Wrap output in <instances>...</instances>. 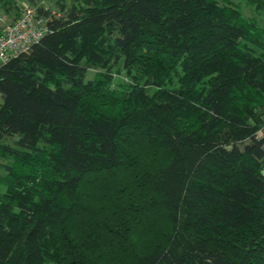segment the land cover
<instances>
[{"label":"trees","instance_id":"16d2710c","mask_svg":"<svg viewBox=\"0 0 264 264\" xmlns=\"http://www.w3.org/2000/svg\"><path fill=\"white\" fill-rule=\"evenodd\" d=\"M67 1L0 64V264H264L261 19Z\"/></svg>","mask_w":264,"mask_h":264},{"label":"built area","instance_id":"2783aa9c","mask_svg":"<svg viewBox=\"0 0 264 264\" xmlns=\"http://www.w3.org/2000/svg\"><path fill=\"white\" fill-rule=\"evenodd\" d=\"M46 25V19L39 15L36 7L24 8L17 18L4 24L0 31V64L29 52L46 33Z\"/></svg>","mask_w":264,"mask_h":264},{"label":"rangeland","instance_id":"374dc122","mask_svg":"<svg viewBox=\"0 0 264 264\" xmlns=\"http://www.w3.org/2000/svg\"><path fill=\"white\" fill-rule=\"evenodd\" d=\"M233 1L241 4L245 15L255 16V17H258L259 19L264 18V13L263 14L258 13L257 10L255 9L254 5H252V4L247 5L248 0H233ZM68 2L69 1H67V0H35V2H33L31 0H17V3H18V6L20 7V10H16V8H10V10H8V11H5L4 8L2 7V5H0V28L4 24H6V23L14 20L15 18H17L24 8H27V7L41 8L42 7V8L47 9L48 11H50L52 14L57 15L58 13H60L61 4H63V3L66 4ZM7 17H9V18H7ZM5 18H6V21H8V22L3 21ZM95 73L96 72L94 70L89 71L87 78L88 79L93 78ZM116 77H117L118 81L125 80L124 74H116ZM2 102H3V99H2V96L0 94V105L2 104ZM263 134H264V132H263ZM0 162H2L1 159H0ZM4 191H5V188L0 186V192H4Z\"/></svg>","mask_w":264,"mask_h":264},{"label":"crops","instance_id":"0c3cea01","mask_svg":"<svg viewBox=\"0 0 264 264\" xmlns=\"http://www.w3.org/2000/svg\"><path fill=\"white\" fill-rule=\"evenodd\" d=\"M249 3L247 2V5H248ZM7 18H9V17H7ZM4 22H8V21H6V18L3 20ZM261 23L264 25V18L263 19H261Z\"/></svg>","mask_w":264,"mask_h":264}]
</instances>
